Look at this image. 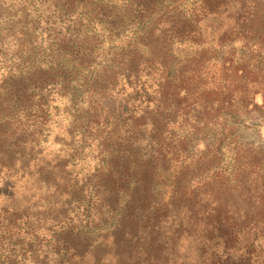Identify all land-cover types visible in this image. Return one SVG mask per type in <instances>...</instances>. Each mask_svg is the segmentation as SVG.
<instances>
[{
	"label": "trees",
	"instance_id": "16d2710c",
	"mask_svg": "<svg viewBox=\"0 0 264 264\" xmlns=\"http://www.w3.org/2000/svg\"><path fill=\"white\" fill-rule=\"evenodd\" d=\"M223 1L195 0L186 20L219 15ZM237 1L244 17L231 31L249 55L264 52V0ZM175 2L0 0V264H264V167L210 172L224 136L180 171L168 166L187 145L172 128L182 104L190 134L248 105L263 114L264 72L232 50L221 55L216 83L190 88L193 80L176 74L182 67L172 70L170 46L199 33L169 25L175 10L185 15V2L167 8ZM234 39L220 36L215 46ZM217 52L202 47L192 61L202 67ZM156 54L165 81L160 75L151 89L154 102L143 97L154 72L140 61ZM66 94L73 98L61 134L78 135L97 163L80 174L75 152L65 167H35V195L18 203L15 187L30 153H42L52 100Z\"/></svg>",
	"mask_w": 264,
	"mask_h": 264
},
{
	"label": "rangeland",
	"instance_id": "374dc122",
	"mask_svg": "<svg viewBox=\"0 0 264 264\" xmlns=\"http://www.w3.org/2000/svg\"><path fill=\"white\" fill-rule=\"evenodd\" d=\"M195 0H176L174 4L166 5L168 9L172 6L185 2L184 11L185 15H179L176 18V10L172 14V20H169L170 24L174 26L176 30L177 25H181L184 29L196 31L199 34L194 38L196 42L184 41L181 44L174 43L170 46L172 53L168 61L173 67V71H179L180 67L181 73H176L180 78L186 80H193V85L190 88L197 86H211L216 81L219 70H220V60L222 54H228V51L236 50L237 54H246L248 59L252 57V62L264 72V52L252 51L249 55L248 51H245L243 46V41L245 38L241 36L240 33L231 31L232 27L242 23L243 19L242 11L239 9V1L237 0H224L219 11H222L217 16H201L198 21L189 22L186 20L187 13H189V8L191 3ZM182 11V9H178ZM177 10V11H178ZM161 27V22L159 26H156L155 31L150 33L149 40L155 44L159 35V28ZM232 33V34H229ZM127 32L123 34V37L128 39ZM153 34V35H152ZM130 35V34H129ZM230 35V36H229ZM222 36L223 39L226 37H236V39L227 42L225 40L224 46L219 49L216 45L217 39ZM122 37V38H123ZM250 38V37H249ZM253 40H251L252 42ZM160 42V41H158ZM250 42V43H251ZM201 45H199V44ZM215 48L218 50L216 54L208 53L205 57V64L200 67L195 62L192 61V56L194 51L201 48ZM243 48V49H242ZM158 49V48H155ZM159 54L150 57L145 55L140 62L145 65L150 66V70L153 73V79L148 81L146 85L150 87L148 94H144L143 97L154 99L157 101V93L155 95L151 92V89L155 90L158 80H160V75H163L160 71H157V61H159ZM148 56V57H147ZM198 75V76H197ZM197 76V79H196ZM165 81V79L163 78ZM176 82L178 80L176 79ZM216 83V82H215ZM188 88V87H187ZM189 88V89H190ZM168 90V89H167ZM191 90V89H190ZM138 94V93H137ZM134 94L133 97L139 98V94ZM74 96L78 104H80L81 98L75 93ZM177 98L183 99L184 95L178 93ZM73 96H68L67 94L63 97L55 96L51 104V112L49 116V128L42 142V153L38 155L37 151L30 153L28 158L32 159L30 164L26 167H30V171H27L21 181L16 185L15 201L18 203H23L29 197L35 195L37 186L36 181V171L35 167H65L64 163H70L76 157V153H79L80 160L75 163L74 170L81 169L80 174L89 173L97 163V158L95 157L96 151L89 152L87 148H82L80 146V137L77 135L74 138L61 134L66 132L67 125L69 122V115L66 111L69 110L71 105L69 101ZM74 97V98H75ZM255 100L260 101V97L257 95ZM190 101L187 103L189 104ZM69 105V106H68ZM182 104L179 108L178 113H176V121L173 124V131L176 135V143L179 138L187 137V145L185 148L178 147L176 150L175 160L169 163L170 168L176 167V172L180 171L183 167L188 166L190 163L194 162L198 156L206 151L207 147H217L214 144L215 139L224 138V143L222 149L219 152H215L216 160L210 167H214L210 170L212 171H224L229 173L236 167H264V113H260L255 110H251L248 105L242 107L237 112L235 119L230 118L227 115L216 114L212 119L209 120L206 126H203L201 131L195 134H190V128L184 125L182 122ZM141 110V109H140ZM192 110H190V115ZM68 114V115H67ZM143 139L142 145L140 146L142 152L151 150L147 147V141L151 140V133L149 131L143 130L141 132ZM146 142V143H145ZM149 145V144H148ZM70 147H74L76 151L71 150ZM74 158L71 159V156ZM27 158V157H26ZM27 158V159H28ZM237 158V160H236ZM203 170V168L201 169ZM200 171L196 175L186 174V183H195L200 177ZM205 173V172H202ZM63 173L62 175H64ZM198 175V176H197Z\"/></svg>",
	"mask_w": 264,
	"mask_h": 264
}]
</instances>
